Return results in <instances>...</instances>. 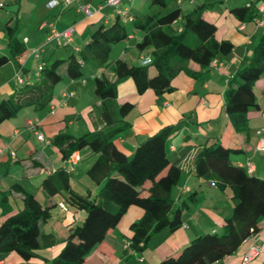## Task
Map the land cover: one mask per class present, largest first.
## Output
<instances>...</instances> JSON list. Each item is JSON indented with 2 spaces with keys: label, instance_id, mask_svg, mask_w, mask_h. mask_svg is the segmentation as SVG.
I'll return each mask as SVG.
<instances>
[{
  "label": "crops",
  "instance_id": "0c3cea01",
  "mask_svg": "<svg viewBox=\"0 0 264 264\" xmlns=\"http://www.w3.org/2000/svg\"><path fill=\"white\" fill-rule=\"evenodd\" d=\"M47 1L0 0V56L9 53L6 25L14 27V34L27 50L20 64L9 60L0 66V101L22 84L36 83L39 63L66 59V49L82 47L88 32L101 24L109 25L117 16L115 8L105 5V0H81L94 9L90 17H84L78 11L77 1L53 8L47 7ZM124 2L131 1H122L120 8L126 9V15L121 22H133L134 15ZM259 4L261 2L256 6L251 4L250 8L256 14L252 19H239L232 13H215L207 8L203 11L202 17L216 26L215 38L228 40L233 45L228 54L216 58L214 66L193 73L196 66L190 64L189 69L181 70L171 79V90L160 96L151 89L138 93L133 81L126 79L118 85L116 95L105 101L112 112V123L121 119L117 113L118 105L125 101L133 105L122 119L126 126L111 137L113 144L127 156L147 136L165 126L175 127L167 139L166 152L171 160L178 162L181 174L170 193L175 202L185 200L189 204L181 212L182 225L174 231L160 230L151 237L141 254L130 249L128 239L131 223L142 216L143 210L130 206L105 240L90 249L83 264H155L194 236L205 231H221L223 217L231 212V192L228 188L218 192L216 186L210 185L213 179L195 176L194 158L204 144L219 142L229 149H237L230 155L231 162L245 170L250 166L253 175L264 177V151L256 149L257 131L264 127V74L253 85L257 107L246 111L245 131L237 132L233 128L224 106L229 79L252 56L264 33V17L257 10ZM261 16L263 22L257 24L256 19ZM50 24L58 30L73 25L72 44L67 48L46 44ZM142 35L141 29L136 34L128 32V38L122 41L130 43L136 39L137 42ZM136 42L132 47L136 53L132 52L130 56H126V50H121L104 66L90 61L87 75L93 82L95 76L114 81L115 60H124L129 65L141 64L142 58L150 56L148 50H138ZM35 49H39L38 56L33 52ZM60 71L63 78L52 87V95L45 106H25L16 116L0 124V223L22 210L24 193L32 194L42 207H50L49 219L40 225V246L35 250V256L24 260L11 252L0 258V264H49L64 246L67 235L81 225L85 211L69 202L68 193L57 190L49 194L43 188V182L56 170L67 171L70 188L75 193L85 194L90 190L93 196L100 187L88 175L98 153L83 148L79 151V161L71 166L52 142L58 133L77 137L106 130L109 125L102 118L99 100L92 101V95L96 97L94 84L87 87V80L77 82V79L65 76V67ZM17 76L22 78L21 83ZM38 132L43 140L37 136ZM190 194L193 199L189 198ZM259 227V231L248 236L234 253L212 264H243L242 258L252 245H258L259 252L247 264H264V219Z\"/></svg>",
  "mask_w": 264,
  "mask_h": 264
},
{
  "label": "trees",
  "instance_id": "16d2710c",
  "mask_svg": "<svg viewBox=\"0 0 264 264\" xmlns=\"http://www.w3.org/2000/svg\"><path fill=\"white\" fill-rule=\"evenodd\" d=\"M145 1L149 7L155 6L158 10L143 16L134 15L132 20L134 26L143 31L135 46L140 51L148 50L150 62L129 65L117 59L113 62L114 81L103 76L94 77L93 89L99 100V109L102 118L109 124L106 130L77 137L58 133L52 141L58 146L63 159L83 148L98 153L88 175L100 187L93 196L90 190L85 194L75 193L70 188L69 175L63 169L56 170L43 182V188L49 194L63 190L68 193L72 205L85 211L81 225L67 235L64 246L49 264H83L90 249L105 240L130 206L143 210L142 216L129 227L130 249L139 254L160 230L168 228L174 231L182 225L181 212L188 208L189 203L185 200L175 202L171 196V188L177 184L181 169L166 152L167 139L175 127L165 126L147 136L127 156L113 144L111 137L126 126L122 119L133 105L128 101L118 105L117 113L121 119L112 123V112L105 101L116 95L118 85L126 79L133 81L138 93L151 89L160 96L171 90V79L181 70L189 69L192 63L196 66L193 73L205 70L213 59L228 54L233 45L228 40H217L215 24L202 17L210 2L186 9L182 8L186 1L181 4L176 2L175 7L163 13L166 0ZM250 7L251 3L230 11L239 19H252L256 14ZM5 30L9 53L0 56V66L9 60L20 64L27 54L25 45L14 34V27L6 25ZM85 37L87 41L78 52L73 48L66 49L67 58L44 64L35 76L36 83L22 84L0 101V124L16 116L25 106H45L52 95V87L63 78L62 67H65V76L78 79L83 75L82 62L95 61L100 66L106 65L111 47L127 39L128 32L117 14L112 23L101 24ZM149 66L154 67L153 74L148 73ZM262 74L264 33L252 56L229 79L225 91V111L237 132L247 129L246 111L257 107L253 85ZM237 151L219 142H211L204 144L194 158L195 176L213 179L218 189L228 188L231 192V212L223 217L221 231L198 234L155 264H212L234 253L248 236L259 231V224L264 219V177L247 173L243 167L231 162V153ZM189 198L193 199L192 194ZM49 217L50 207H42L32 194L24 193L22 210L0 223V258L11 252L24 260L34 257L35 250L40 246V225Z\"/></svg>",
  "mask_w": 264,
  "mask_h": 264
},
{
  "label": "built area",
  "instance_id": "2783aa9c",
  "mask_svg": "<svg viewBox=\"0 0 264 264\" xmlns=\"http://www.w3.org/2000/svg\"><path fill=\"white\" fill-rule=\"evenodd\" d=\"M73 1H77L78 2V6L77 9L78 11L84 16V17H90L93 15L94 13V9L89 6V4L86 2H83L81 0H62V1H57V0H49L47 1L46 5L47 7L53 8L55 6H57L58 4H62L64 6H68L69 4H71ZM123 0H105L104 4L108 5V6H113L117 12L118 15H122L124 16L126 13V9L124 8H120L121 4H122ZM128 1H134V0H128ZM184 1H190V0H178L177 3L181 4ZM249 5V3L247 4ZM2 6V3H0V7ZM257 10L263 15L264 17V4H259V6L257 7ZM263 17L261 16V18L256 19L257 24H261L263 22ZM50 29L49 32L46 37V44L49 43H53L57 46H69L72 44V37H73V31H74V26L73 25H69L68 27L62 29V30H58L53 24L49 25ZM74 51L78 52L80 50L79 47H72ZM35 56H38L39 54V49H35L33 50ZM150 57H144L141 60V64H147L150 62ZM217 63L216 59H213L210 63L209 66H214ZM44 63H39L38 64V69L36 72V76L39 74V70L43 67ZM17 80L21 83L22 82V78L17 76ZM264 116V114H263ZM259 137H258V141L256 143V149L259 151H264V127L260 128L257 131ZM37 136L43 140V136L40 132L37 133ZM48 142V141H47ZM80 159V154L78 150H75L73 152L70 153V155L68 156V158H66V161L71 165H75ZM247 173H251L252 169L249 166L246 169ZM210 185L211 186H215V181H210ZM259 252V246L258 245H252L248 251L245 253V255L242 258V263L243 264H247L249 263L254 257L255 255H257V253Z\"/></svg>",
  "mask_w": 264,
  "mask_h": 264
},
{
  "label": "rangeland",
  "instance_id": "374dc122",
  "mask_svg": "<svg viewBox=\"0 0 264 264\" xmlns=\"http://www.w3.org/2000/svg\"><path fill=\"white\" fill-rule=\"evenodd\" d=\"M166 1H167V5L165 6V8H163V10H162L163 13H165L168 10L175 7L176 2L178 0H166ZM202 2H208V3L210 2L211 3V5H209V7L207 8L210 11H214L215 13H220L221 11H225V13H227V14L231 13L230 10L232 8L238 7V6H243V5L248 4V3H251L254 6H256L260 2H261V4H264V0H217V1L216 0H214V1H212V0H209V1H206V0H190V1H186L182 5V8L183 9L191 8L195 4H200ZM124 4L127 6V8L130 9V10L128 9L130 11V13L132 15H136V16H141V15L143 16L144 14H152L158 10V8L155 6L149 7L148 3L145 0H135L132 2H126V3L124 2ZM125 15L124 16L119 15V21H122V19L125 17ZM123 24H124V28L127 32H133L135 34L140 32V29L135 27L133 22H131V21L124 22ZM135 42H136V39L131 41L130 43H127L125 41H122V42L120 41L118 43H115L112 46L111 51L109 53V60L114 59L115 55H117V52H120L121 50H123V51L126 50V56H130L132 54V52L136 53V50L134 48H132ZM125 45L127 46V48H125ZM47 49H49V48H47ZM89 62L90 61H87L84 63V65H82V71H83L82 77H84V78H78L76 81L79 82L80 79H85V80H87L86 86L92 87V85L94 84L93 79L91 78V76L87 75V69L90 68V66H91V64ZM149 70H150L149 74L154 73V69L152 68V66H149ZM92 101L93 102L97 101V98L94 96V94L92 95ZM173 188H174V186H173ZM218 192H221V190L219 189ZM218 232H220V230H218Z\"/></svg>",
  "mask_w": 264,
  "mask_h": 264
}]
</instances>
